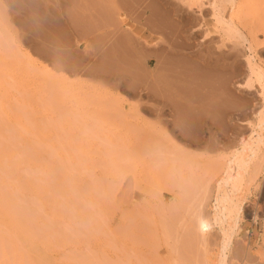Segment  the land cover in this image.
<instances>
[{
	"label": "rangeland",
	"instance_id": "1",
	"mask_svg": "<svg viewBox=\"0 0 264 264\" xmlns=\"http://www.w3.org/2000/svg\"><path fill=\"white\" fill-rule=\"evenodd\" d=\"M61 2L0 0V210L28 234L19 245L41 264H218L226 240L227 264H264V0L138 2L141 14H166L165 33L131 24L118 8L150 49L196 63L165 69L178 84L171 97L156 79L155 93L131 94L56 68L46 55L54 50L60 64L63 49L45 45L44 24L62 19ZM83 48L77 41L73 59ZM175 103L192 115L184 124L193 136ZM244 140L229 184L240 209L225 202L231 212L220 223L217 180Z\"/></svg>",
	"mask_w": 264,
	"mask_h": 264
},
{
	"label": "crops",
	"instance_id": "2",
	"mask_svg": "<svg viewBox=\"0 0 264 264\" xmlns=\"http://www.w3.org/2000/svg\"><path fill=\"white\" fill-rule=\"evenodd\" d=\"M140 1L142 0H68L65 4L61 2L62 19H50L46 16L44 26L48 31V43L45 45L51 44L53 48L61 46L63 50L60 56L64 60L58 64L55 58H52L55 55L54 50L46 55V59L58 69L84 70L100 81L111 82L114 88L123 85L131 94H137L145 88L150 93H155L150 87L155 79L154 84L161 77H165L161 76L165 69L171 71L176 68V73L181 74L183 63L187 64L190 70L196 63L190 58L173 54L171 50L150 49L133 30L122 25V15L119 14L118 8L123 12V16L137 27L145 25L154 33L167 31L166 14L157 7L141 14L136 7ZM53 7L59 8L56 3H53ZM54 8L50 9L56 14ZM46 12L48 14V10ZM77 41L84 45L79 60L72 57ZM150 59L155 62L152 69L149 67ZM174 105L178 110L181 109L179 104Z\"/></svg>",
	"mask_w": 264,
	"mask_h": 264
},
{
	"label": "bare ground",
	"instance_id": "3",
	"mask_svg": "<svg viewBox=\"0 0 264 264\" xmlns=\"http://www.w3.org/2000/svg\"><path fill=\"white\" fill-rule=\"evenodd\" d=\"M64 60V59H63ZM62 59H61V62L63 61ZM185 67H187V66H185ZM249 68H250V66H249ZM185 69V68H184ZM186 72H188L187 70H185ZM184 71V73H185V77L187 78L188 76H186V72ZM249 71H251V72H253L252 71V67H251V70L249 69ZM171 72V71H170ZM172 73V72H171ZM188 74V73H187ZM199 75H200V73H198ZM197 74V75H198ZM206 74V73H205ZM251 74V73H250ZM171 75V74H170ZM170 75H166L165 77H161L155 84H154V86H158V87H161L160 89H162L163 91H161L163 94H165V93H168V91L167 90H171V91H173V93L176 91V94H177V91L179 92V90H178V84L177 83H174L173 81L176 79V77L175 76H172V77H175V78H172L173 79V81H172V79L170 80V78H169V76ZM173 75V74H172ZM197 75H193V76H195V78H196V76ZM198 75V76H199ZM183 76V75H182ZM184 76H183V78H184ZM201 76V75H200ZM202 76H204L203 78H206V77H208V75L207 76H205V75H202ZM210 76H211V74H210ZM214 77V83H215V76H212V77H209V78H213ZM189 78H192L191 76H189L188 77V79ZM219 78V77H218ZM198 79H200V77L198 78ZM197 79V81L199 82L200 80H198ZM182 80V79H181ZM191 80V79H190ZM193 80H195V79H193ZM192 80V81H193ZM209 80V79H208ZM217 80V79H216ZM182 81H184V80H182ZM192 81H191V83H192ZM203 81H204V83L206 84V82H205V79H203ZM209 81H211V80H209ZM187 82V79H185V82H183V83H186ZM190 82V81H189ZM202 82V81H201ZM188 83V82H187ZM182 84V83H181ZM189 84V83H188ZM198 84V83H197ZM205 84H203V85H205ZM207 84H209V83H207ZM206 84V85H207ZM212 84V83H211ZM211 84H210V86H211ZM216 84V83H215ZM187 85V84H186ZM190 85V84H189ZM191 85H193V83L191 84ZM190 85V86H191ZM214 85V84H213ZM213 85H212V88H213ZM153 85H152V87L153 88H151V90H153V89H157V88H155ZM215 86V85H214ZM180 87H182V85H180ZM183 87H185V86H183ZM187 87H189L188 85H187ZM193 87V86H192ZM208 87H209V85H208ZM239 89H243L244 87H243V85L242 84H239L238 86H237ZM184 90V88H181V90ZM214 89V88H213ZM159 90V89H158ZM165 90H166V92H165ZM183 90L180 92L181 94L183 93ZM186 90L188 91V89L186 88ZM197 90H193V92H196ZM159 92H160V90H159ZM161 92H160V94H161ZM185 93H186V91H184ZM191 92V91H190ZM192 92V94H195V93H193ZM169 93H171L172 94V92H169ZM168 93V94H169ZM198 93V92H197ZM163 94H162V96H163ZM171 94H169V97H171ZM175 94V93H174ZM173 94V95H174ZM184 94V93H183ZM187 94V93H186ZM185 94V95H186ZM189 94H191V93H189ZM209 94H211V93H209ZM197 94H195L194 95V97L196 96ZM165 97H166V95H164ZM172 97H174V96H172ZM185 97H188V99H190V97H193V95H191L190 97H189V95L188 96H185ZM167 98H168V95H167ZM174 98H170V101L171 100H173ZM187 99V100H188ZM200 99V98H199ZM204 99V98H203ZM169 101V100H168ZM185 101V100H184ZM189 101V100H188ZM179 118H178V122H179V120H180V124H179V126L181 125V129H182V132L184 133V134H186L187 136L188 135H190V136H193L192 134H193V131H192V129L190 128V126L188 125L187 126V124L185 123L184 124V122H185V120H187V118H189L190 116H192L191 114H188L187 115V113L188 112H186V111H184V110H182V109H179ZM186 112V113H185ZM261 113V112H260ZM190 115V116H189ZM211 115V114H210ZM191 118V117H190ZM189 118V119H190ZM188 119V120H189ZM192 119V118H191ZM189 122V121H188ZM178 126V125H177ZM261 127V126H260ZM262 128H264V127H262ZM259 129V128H258ZM261 129V128H260ZM194 130V129H193ZM253 133V132H252ZM254 134V133H253ZM259 134V133H258ZM195 135V134H194ZM189 136V137H190ZM254 135H252L251 134V137H249V140H250V138H254L253 137ZM255 139V138H254ZM253 140V139H252ZM257 140V139H256ZM250 143H252V141L250 142ZM255 143H256V141H255ZM259 144V143H258ZM246 145H247V141L246 140H244L242 143H240V146H238L237 148H236V154L232 157V159L227 163V170L224 172V174H225V178H222V179H218L217 181H218V185H216V186H218V188L216 189L217 191V196H216V199H215V213H214V217H215V219H218V221L221 223V222H223V221H225V212L227 213V211L229 210V208H228V210H227V208H225V206H224V203L226 202L227 204H228V202H229V207H230V209H233V208H235L236 207V204H235V202H234V196H233V194L235 193H237L238 191H236V189H237V187H235L234 185V187L232 186V190H230L229 189V184H230V181H232V182H236L237 180H238V177H235V178H233V173L235 172V158H236V156L237 155H239L240 153H241V151L244 149V147H246ZM250 145V144H249ZM248 145V146H249ZM254 145H256V144H254ZM12 163V162H11ZM13 164V163H12ZM259 166V165H258ZM8 167V166H7ZM259 168V167H258ZM3 169V168H2ZM220 169V168H219ZM218 169V170H219ZM3 171V170H2ZM4 172V171H3ZM6 173V172H5ZM1 174V173H0ZM3 175V174H2ZM255 174H253V176H254ZM253 176H252V178H253ZM256 176V175H255ZM247 177V176H246ZM244 178H245V176H244ZM250 178V177H249ZM7 179V178H6ZM12 179H14V177H12ZM1 180V179H0ZM252 180V179H251ZM216 181V182H217ZM249 182H250V180H249ZM13 184V183H12ZM217 184V183H216ZM248 184V183H247ZM34 185V184H33ZM236 188V189H235ZM40 189V188H39ZM229 189V190H228ZM38 191V190H37ZM26 192V191H25ZM30 193V192H29ZM4 196H5V194H3ZM2 195V196H3ZM224 196V197H222V200H220V198H218V196ZM240 196V195H239ZM244 196V195H243ZM46 197V196H45ZM30 198H32V197H30ZM29 198V199H30ZM33 199V198H32ZM35 199H36V197H35ZM2 200V199H1ZM5 200V199H4ZM7 200V199H6ZM37 201V200H36ZM38 201H40L39 199H38ZM11 202V201H10ZM30 203V202H29ZM43 203V202H42ZM4 203H2V205H3ZM33 204H35V202L33 203ZM33 204H31L32 206H33ZM39 204V203H38ZM226 204V205H227ZM1 205V204H0ZM36 205V204H35ZM222 205V206H221ZM30 206V205H29ZM42 206V205H41ZM41 206H38V207H40L39 209V211H41ZM10 207V206H9ZM32 208V207H31ZM36 209H38L37 207H36ZM43 209V208H42ZM240 209V207L238 206V209L237 208H235V210H239ZM3 210H5V209H3ZM7 210V209H6ZM10 209H8V211H9ZM17 210V209H16ZM12 211V210H11ZM230 212H231V210H229ZM19 212V211H18ZM42 212V211H41ZM235 212V211H234ZM12 213H13V211H12ZM16 214V213H15ZM34 214V213H33ZM36 214H38V212H36ZM235 214V213H234ZM237 215H238V213H236ZM236 215V216H237ZM42 216V215H41ZM228 216V215H227ZM35 217H36V215H35ZM229 217V216H228ZM238 217V216H237ZM24 218V217H23ZM30 218H31V216H30ZM34 218V217H33ZM32 218V219H33ZM236 218V217H235ZM42 219V218H41ZM89 219V218H88ZM229 219V218H228ZM34 221H36V220H34ZM87 221V220H86ZM86 221H84V222H86ZM234 221H236L235 219H234ZM89 222V221H88ZM87 222V223H88ZM228 222H229V220H228ZM227 222V223H228ZM16 222L10 217V216H6V215H4L3 213H2V211L0 210V264H24L25 262H27L28 264H41V260L40 259H37V258H35V257H31L30 255L32 254V253H35L36 252V250L35 249H33L32 247H31V245H29L28 244V246L24 249L22 246H20L19 244H22L21 242L22 241H24V242H26V243H28V239H29V236H28V234L26 233V232H24V231H22L21 230V228L18 226V225H16L15 224ZM230 223L231 222H229V225H230ZM89 225V224H88ZM228 225V224H227ZM233 225H235V224H233ZM89 227H91L90 225H89ZM229 228V227H228ZM233 228V227H232ZM30 229V228H29ZM92 229V228H91ZM230 229L231 228H229V229H224V230H222L221 232H223L224 233V235H227V233L230 231ZM32 230V229H31ZM40 230V229H39ZM42 231V230H41ZM74 233H76V232H74ZM35 234H36V232H35ZM72 235H73V233H72ZM48 236V235H47ZM224 237V236H223ZM65 238V237H64ZM44 239V238H43ZM65 239H67V242H69V240H71V239H69L68 240V238H65ZM64 239V240H65ZM42 240V239H41ZM73 240V239H72ZM225 240V239H224ZM54 241V240H53ZM66 241V240H65ZM227 241L225 240V241H223V243H222V245H221V249H219L220 250V254H219V262H218V264H227V250H228V247H229V242H227ZM50 243H52V242H50ZM55 243V242H54ZM53 244V243H52ZM67 244V243H66ZM19 245V246H18ZM56 245H57V243H56ZM55 246V245H54ZM53 246V247H54ZM60 248V247H59ZM26 251L28 254H29V256L28 255H26V256H24L23 254H20V252H23V251ZM25 252V253H26ZM74 257H76V256H74ZM73 257V258H74ZM72 258V257H71ZM72 258V259H73ZM68 260H70L69 258H67ZM77 259V258H76ZM61 260V259H60ZM78 260V259H77ZM73 261H75L76 262V260H74L73 259ZM75 262H73V263H75ZM79 262H80V260H79ZM69 264V263H68ZM78 264H80V263H78ZM84 264H85V262H84ZM213 264V263H212Z\"/></svg>",
	"mask_w": 264,
	"mask_h": 264
}]
</instances>
